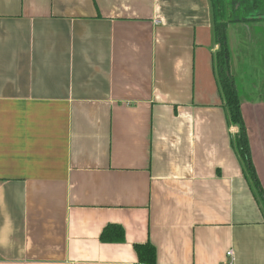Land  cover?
Wrapping results in <instances>:
<instances>
[{
  "label": "crops",
  "instance_id": "crops-1",
  "mask_svg": "<svg viewBox=\"0 0 264 264\" xmlns=\"http://www.w3.org/2000/svg\"><path fill=\"white\" fill-rule=\"evenodd\" d=\"M260 22L230 24V48ZM219 49L211 0H0V264H141L147 243L156 264H264ZM246 71L264 189V87ZM109 225L125 242L101 240Z\"/></svg>",
  "mask_w": 264,
  "mask_h": 264
},
{
  "label": "trees",
  "instance_id": "trees-1",
  "mask_svg": "<svg viewBox=\"0 0 264 264\" xmlns=\"http://www.w3.org/2000/svg\"><path fill=\"white\" fill-rule=\"evenodd\" d=\"M211 2L215 37L220 45L216 61L221 91L228 109L229 121L239 128L235 140L237 152L264 207V189L253 161L249 133L242 113V98L232 74V53L228 37L230 24L264 21V0H211ZM125 237V230L121 226L109 225L104 229L101 240L106 243H123ZM135 250L141 264L157 263V251L152 244H137Z\"/></svg>",
  "mask_w": 264,
  "mask_h": 264
},
{
  "label": "rangeland",
  "instance_id": "rangeland-1",
  "mask_svg": "<svg viewBox=\"0 0 264 264\" xmlns=\"http://www.w3.org/2000/svg\"><path fill=\"white\" fill-rule=\"evenodd\" d=\"M245 40L246 47L239 40L231 43V66L235 82L241 86L244 81L246 70L252 73L253 81L261 82V91L264 87V21L259 24L249 25ZM244 48L245 51H244ZM250 79V75H248ZM243 81H242V80ZM247 79V78H246Z\"/></svg>",
  "mask_w": 264,
  "mask_h": 264
},
{
  "label": "built area",
  "instance_id": "built-area-1",
  "mask_svg": "<svg viewBox=\"0 0 264 264\" xmlns=\"http://www.w3.org/2000/svg\"><path fill=\"white\" fill-rule=\"evenodd\" d=\"M232 255H233V252L230 251V252L228 253V256L231 257Z\"/></svg>",
  "mask_w": 264,
  "mask_h": 264
}]
</instances>
